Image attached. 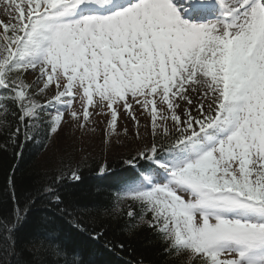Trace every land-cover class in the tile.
Returning <instances> with one entry per match:
<instances>
[{"label": "snow or ice", "instance_id": "6c2138e0", "mask_svg": "<svg viewBox=\"0 0 264 264\" xmlns=\"http://www.w3.org/2000/svg\"><path fill=\"white\" fill-rule=\"evenodd\" d=\"M3 2L2 150L64 123L87 129L94 115L117 135L122 118L136 147L102 210L121 233L139 240L148 229L146 247L188 264H264V0ZM78 168L35 181L23 201L13 183L0 216L9 257L38 201L89 239L105 235L76 214L67 185L81 181ZM33 243L51 264H84L55 230Z\"/></svg>", "mask_w": 264, "mask_h": 264}, {"label": "trees", "instance_id": "16d2710c", "mask_svg": "<svg viewBox=\"0 0 264 264\" xmlns=\"http://www.w3.org/2000/svg\"><path fill=\"white\" fill-rule=\"evenodd\" d=\"M65 131L66 129L60 131L57 137L51 136L48 139L44 138L42 132L35 140L18 143L15 147L9 146L6 151L2 150L5 137L0 136V216H9L13 209L10 199L13 183L16 196L23 201L25 195L33 190L35 181H43L45 176L51 178L62 168H76L79 165L81 181L67 185L74 201L73 206H78L76 214L89 229L95 227L99 231L100 228H105V235L99 241L89 239L87 234L77 232L66 218L48 212L42 202L38 201L15 233V251L19 256H8L11 249L0 236V264H51V259L45 252L34 253L33 240L52 230L65 243L81 251L84 264H136L141 256L145 264H188V258L184 255H158L161 249L159 244L146 247L145 242L153 239L148 229L140 233L139 240L127 239L121 233L119 225L103 213V208L112 201L111 193L122 178L129 175L122 163L128 151L101 154L96 150L90 153L83 150L81 154H77L76 146L70 142ZM60 134H64V140L57 144ZM20 139L23 142L24 137L21 136ZM102 166L107 168L104 174L99 173ZM68 198L66 195L65 199ZM120 243L125 245L123 250L112 247L113 244Z\"/></svg>", "mask_w": 264, "mask_h": 264}, {"label": "rangeland", "instance_id": "374dc122", "mask_svg": "<svg viewBox=\"0 0 264 264\" xmlns=\"http://www.w3.org/2000/svg\"><path fill=\"white\" fill-rule=\"evenodd\" d=\"M6 17L7 12L5 11V4L3 0H0V19H6ZM75 107L79 109V103H76ZM106 119L107 117L94 115L91 122H89L87 129H77L68 123H64L60 131L66 129L65 132L68 133V138L71 140L70 142L76 146L77 154H81L83 150L85 153H90V151L96 150L101 154H117L124 151L127 152L129 149L136 147L135 142L131 139V134H129V136L126 138L123 131L125 127L129 128L130 130H134V126L131 124V122L126 123L121 118L118 124V134L113 135L107 127ZM143 127L144 124L143 121H141L142 135L144 134ZM52 136L57 137V134ZM62 140H64V134H60L59 142L57 144H59Z\"/></svg>", "mask_w": 264, "mask_h": 264}, {"label": "bare ground", "instance_id": "6f19581e", "mask_svg": "<svg viewBox=\"0 0 264 264\" xmlns=\"http://www.w3.org/2000/svg\"><path fill=\"white\" fill-rule=\"evenodd\" d=\"M193 95V100L195 101L196 100V96H195V94H192Z\"/></svg>", "mask_w": 264, "mask_h": 264}]
</instances>
